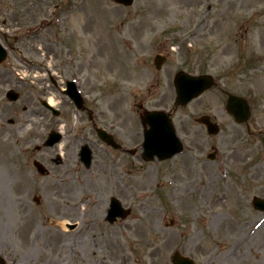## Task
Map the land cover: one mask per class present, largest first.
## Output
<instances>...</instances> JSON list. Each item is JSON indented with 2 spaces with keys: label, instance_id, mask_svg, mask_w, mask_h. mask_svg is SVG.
<instances>
[{
  "label": "rangeland",
  "instance_id": "obj_1",
  "mask_svg": "<svg viewBox=\"0 0 264 264\" xmlns=\"http://www.w3.org/2000/svg\"><path fill=\"white\" fill-rule=\"evenodd\" d=\"M201 22L215 27L213 41L189 38L187 27ZM261 38L264 0H0V40L8 50L0 64L3 264H175L177 251L195 264H264V211L252 204L264 197V149H253L256 137L225 109L228 93L249 97L255 77L264 94L260 63H249ZM159 53L169 57L160 72ZM199 61L214 87L175 108L177 72ZM77 70L92 83L85 90L94 123L125 147L143 141L144 108L167 107L186 150L146 161L108 148L62 90ZM10 88L20 92L18 101L6 97ZM46 97L56 99L61 116L42 105ZM203 114L218 121L220 133L208 134L197 121ZM60 128L63 141L38 152ZM80 135L91 140V168L78 164L86 142ZM34 159L50 175L41 176ZM113 196L132 212L110 223Z\"/></svg>",
  "mask_w": 264,
  "mask_h": 264
},
{
  "label": "flooded vegetation",
  "instance_id": "obj_2",
  "mask_svg": "<svg viewBox=\"0 0 264 264\" xmlns=\"http://www.w3.org/2000/svg\"><path fill=\"white\" fill-rule=\"evenodd\" d=\"M192 25H193V23L189 27H187L189 38H191L193 40V39L199 38L201 35H206V37L200 39V41H209V40L213 41V38H211V37L215 36V34H214L215 27L211 28L210 23L201 22L198 27H192ZM207 30H210V31H207ZM204 31H207V32H204ZM190 42L192 43V41H190ZM160 54H162V59L164 62L163 65H164L165 62L168 61L169 57L167 56V54H164V53H160ZM253 54L254 55L251 57V59H249L250 60L249 63L251 64V62L253 60H254L255 65L257 63H260V65H256V69L259 70L260 72L264 73V38H261L259 40V47L257 48V51L254 50ZM243 60L245 61L246 59L243 57ZM238 62L243 64L242 59L241 60L238 59ZM188 64L190 65L188 68L183 69V67H181L179 69V71L185 70L188 73L195 74V75L196 74L197 75L211 74L209 69H207L205 66H203L202 61H199L196 64L195 63H188ZM197 64H199L200 71L196 70ZM163 65H162V67H163ZM160 70H159V72H160ZM79 79H78V81H79L78 86L79 87L81 86L87 90L90 87H92V83L89 82V80H85V78L84 77L82 78V76H80ZM81 79H83V81ZM88 84H90V85H88ZM248 89H249V93H250L249 94V103L251 106V111H253V114L251 116L252 121H250L249 124L247 123V126H248L247 131L249 133H251L254 137H256V139H254L252 141L253 149L254 148H260V149L263 148L264 149V123L261 125L260 124L261 120L256 115V110H261L260 106L264 107V100L262 101L264 94L262 95V93H260V85L257 83L256 77L254 80H250V82H248ZM86 106H87V110H88L87 112H89L88 116H89L90 120H93L94 119L93 118L94 113L92 112L91 106L89 104ZM252 126L254 127V132L251 129ZM115 139L120 146H118V148H114V149L112 148V146H109V147H111L113 150H123V151L128 150L126 147H124L123 143H121L117 139V137H115Z\"/></svg>",
  "mask_w": 264,
  "mask_h": 264
},
{
  "label": "water",
  "instance_id": "obj_3",
  "mask_svg": "<svg viewBox=\"0 0 264 264\" xmlns=\"http://www.w3.org/2000/svg\"><path fill=\"white\" fill-rule=\"evenodd\" d=\"M119 2H123L125 4H131L133 2V0H118ZM6 57V51L3 49L2 45L0 44V61L4 60ZM182 76L179 75L177 77V86L179 88V94H178V103H187L188 101H190L193 97L199 95L202 90H203V87H202V84L200 83V79L199 78H181ZM181 79H183L181 81ZM187 80H192L193 81V84L196 85L197 87L195 88V91L193 90L192 92L191 91H187ZM207 84V82L205 83ZM10 97L12 99H15L17 98V94L12 92L10 94ZM156 113V112H155ZM155 113H151L148 114L145 118H155V117H159L158 114H155ZM157 119V118H156ZM202 120L206 121V118H203ZM108 137V140H110V136H107ZM107 137L104 135V138L107 139ZM155 138V139H154ZM160 138V137H159ZM59 139V136L58 137H55V139L51 142H48L49 144H53L55 141H57ZM158 139L157 135L154 134V135H150L148 137V141L150 144H153L155 142V140ZM151 149H153L154 147H150ZM153 151H156L155 149H153ZM35 164L37 165L38 169L41 171V172H44L45 171V168L44 166L40 163V162H35ZM257 201H263V199H260V198H257L256 199V203L257 204H261ZM128 211L124 210L120 204V202L117 200V199H113V203H112V208L110 209V219L111 220H114L115 217L117 215H126ZM174 261L176 262V264H192V261L189 259V258H186V257H183L181 254L179 253H176L174 255Z\"/></svg>",
  "mask_w": 264,
  "mask_h": 264
},
{
  "label": "bare ground",
  "instance_id": "obj_4",
  "mask_svg": "<svg viewBox=\"0 0 264 264\" xmlns=\"http://www.w3.org/2000/svg\"><path fill=\"white\" fill-rule=\"evenodd\" d=\"M50 102H51L52 104H56V99H55L54 97H50ZM70 224H71V223H69V222H67V221L63 223V225H64V233H65V234H67V233L71 230V228L69 227ZM69 228H70V229H69ZM66 240H67V239H65V241H66ZM67 252H68V250H66L65 253L67 254ZM66 254H65V255H66Z\"/></svg>",
  "mask_w": 264,
  "mask_h": 264
}]
</instances>
